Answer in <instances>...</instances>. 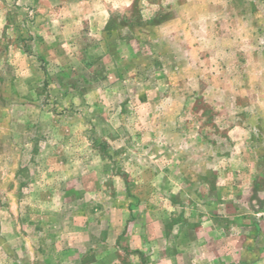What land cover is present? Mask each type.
I'll list each match as a JSON object with an SVG mask.
<instances>
[{"label":"rangeland","instance_id":"374dc122","mask_svg":"<svg viewBox=\"0 0 264 264\" xmlns=\"http://www.w3.org/2000/svg\"><path fill=\"white\" fill-rule=\"evenodd\" d=\"M0 264H264V0H0Z\"/></svg>","mask_w":264,"mask_h":264}]
</instances>
